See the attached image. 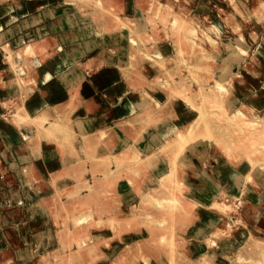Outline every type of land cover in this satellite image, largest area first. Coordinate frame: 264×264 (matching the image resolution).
Segmentation results:
<instances>
[{
  "label": "rangeland",
  "instance_id": "374dc122",
  "mask_svg": "<svg viewBox=\"0 0 264 264\" xmlns=\"http://www.w3.org/2000/svg\"><path fill=\"white\" fill-rule=\"evenodd\" d=\"M96 1L103 5V9L101 8L100 12L102 13V16L98 17L99 20H96L95 18L97 17H94V13H97L98 7L94 0H6L4 2H0V9L7 8L5 13L0 15V30H2V28L4 31L9 30L8 33L11 35V39L0 38V79L5 80L7 84L3 88H0V115L4 118L6 123L12 122V116L15 113L14 111H16V104L22 105L28 96H30L32 107L42 104L41 108H39L40 110L37 109L32 112L30 117L34 120L37 116L42 115L44 110H48V113L51 115L50 118L52 119L54 115H57V113H53L48 105L43 104L42 100L47 103L58 100V96L53 98V96L49 94V92H51L50 90L54 88L53 93L55 95L56 91H58L56 90V86L59 85L54 79L56 76H54V73L56 72H61L63 74L72 73L79 81L82 80L80 84L85 81L86 86L89 88L88 92L86 95L77 94L74 97V102L71 106L74 107L75 115L84 114L83 112L87 110V112L91 114L89 121L94 120V110L97 111L99 106L107 108L109 106L107 99L114 98L116 95L119 97L115 101L116 105L108 108V113L115 112V116L113 115V118L116 121H120L126 117L125 112H123L125 107L132 108L134 110L139 107V110L137 111H140L145 107V104L148 101H151L150 97L156 100L152 101L154 104L155 102L158 104L165 100L164 103H166L164 104V107L166 111H169L166 115L167 118H169L167 120L170 124H175L176 127L180 128L189 125L191 122V124L198 125V132L201 131V133L197 134V137L195 136V139L192 140V144H194V146L192 150L190 149V151L193 155H195V162H197V164L194 163L193 167L190 166L187 170V173L191 175L189 177L193 181H204L206 183V186H204L205 188H203L205 189L203 191L205 194L209 195L211 192L213 193V196L222 204H228L227 214L221 216L219 215L220 213L218 209H214L211 205L203 204V207H205L208 211L207 217L205 218L206 222H217V217L222 220H226L229 223L232 221L230 225L233 226L235 230L245 231L248 235H252V237H254L253 244L255 242L256 243L252 245L253 247L255 246L252 252H254L255 249H258L260 252L264 249V246H258L257 243L264 244V223H256L255 217L257 214L262 212L261 209L264 211V169L261 168L263 182L261 183L262 185L260 188L253 187V184L251 183H248L245 188L244 183L247 179L246 177L248 173H250V177L252 175V182H255V173L252 170V164L249 159L253 161L255 158L260 157L261 161H264V149H261L260 154L256 151L259 147L258 145H261L264 139L261 135L259 136L257 129L253 125L251 128V124L248 123L241 115L237 112L236 113L238 115H235L234 112L237 110L234 108L235 104L230 98L225 97L224 100H220L217 97L211 84L213 83V79L216 77L217 73L219 75L224 70L231 73L243 72V63L247 61V67L252 74L243 73V76L239 79L240 84L237 83V87L234 91L236 97L235 99L238 102L237 106H241V103L248 104L257 115L264 117V11H261L259 14H255L250 11V4L254 0H237L243 11L247 14V17L243 15L240 16L241 14L233 11L232 8L235 3L234 0H171V2H168L167 5L170 9L166 7L165 10L167 20L165 22H157L154 20L156 17H154L153 13L148 9V0H128V8L126 10H122L120 7L118 8L116 0ZM17 4H20L21 7L18 8ZM180 5H184L186 7V10L184 8L182 13L187 14V23L189 24L188 27L192 31L189 30L190 33L186 30L179 31L177 45H173L174 41L171 39L169 20L173 18L174 11L178 10ZM36 10H38V16H36ZM62 12H66V15L61 14ZM115 12H117L118 15L121 14L122 17H130L132 21L130 22L131 24L129 22L127 23L129 24L128 27L133 31V34L138 36L139 44H141L146 50L150 49L151 46L159 45L160 43H166L170 47L169 49L172 53L176 52L177 47H181L186 50L187 55L189 54L187 62H192V64L194 63L198 67L195 74L190 73V68H185L184 66L180 67V74L187 79L190 84V91H192L188 95L190 101L188 103H192L190 106L188 103L186 104V97H178L177 94H174L169 90L167 91L163 87H159V84L154 81H145L140 77L133 78L129 75L128 70L121 68V66L126 64L127 56L129 54L126 51V35L121 33L118 29V24L113 18V13ZM132 12L134 13L133 15H131ZM228 12H230L232 16L227 17L226 15ZM151 20H154L155 22L153 27V21L150 22ZM214 27L216 30H214ZM193 29L196 30L194 31ZM199 29L202 30V33ZM49 31H52L53 46L61 47L58 55L63 57L66 51H68L71 59H67V64L68 61L75 58L79 59L80 62L73 60L74 62L69 63L67 66H64V63L62 66L58 65L54 67L44 65L42 62L36 64L35 61L38 54L25 57L19 52V47L26 42L28 35L38 37L45 33L47 36L51 35L49 34ZM193 31L195 34H192ZM97 32L100 33L98 34ZM203 32H206L205 35L209 36L214 42L208 39L209 37H207L206 40V36ZM238 33L245 37V42L239 40L240 37H237ZM191 34L195 35V37ZM67 36H70L69 41L75 42H69ZM186 38L191 39L195 44ZM200 38H202L203 41ZM64 40H66V42ZM189 41L193 45L190 44ZM211 42L214 43V47H212L211 44L213 43ZM236 44H242L245 49L244 54L239 53L237 50L230 49V46L232 47ZM110 48H112V50H108ZM157 51L161 52L159 48ZM97 53L100 67L106 69L110 74L108 76L109 78L111 77L109 81V78H104L103 76V79L99 81L89 80V73L94 70V66L90 64V57ZM11 55L14 57L13 60L9 59ZM158 55H160V53ZM176 61L177 59L175 55H173L171 63L174 64ZM28 62H33L34 65L32 64L31 66H28ZM145 64L149 70L147 77L150 78L151 76L153 77V75L158 74L159 68H157L154 61L146 60ZM36 65H39L40 67H37ZM41 66L44 70H39ZM16 69L21 71L19 72L20 74L15 71ZM123 72L125 75H123ZM46 75H49L50 78H46ZM25 76H30L29 80H33L34 83L31 81L32 85L35 84L33 85V91H26L25 85L19 80V77L25 78ZM193 76L196 77L195 82H192L191 80ZM116 79H118L117 83ZM28 84H30V81ZM14 88H16V91ZM194 89H196V92L193 91ZM258 89L259 92L255 93ZM59 90L62 92L60 86ZM34 91L36 92L35 94ZM79 91H84L81 85L76 88V93ZM8 94L9 96H7ZM105 96H108L107 99ZM83 98L87 100L86 106ZM64 102L65 101L61 100L59 103L65 104ZM67 103H70V100ZM88 104H92V106L95 107L89 108L90 106H88ZM195 105H197L196 109H198L199 112L192 109ZM117 109H122V112L117 113ZM86 119L88 118L83 117L79 120H75V124H80L81 126L75 131L74 136L78 135L82 138L83 136L81 134V130L85 128L93 129L94 125L87 123ZM33 122L36 123L35 121ZM47 122L48 120H46L45 125H49ZM100 122V125H102V123H105L106 121L101 120ZM63 123L64 122L62 120L60 125L62 131L64 132L61 140L62 146L68 138L67 126ZM0 124H2L1 121ZM164 124L165 126L162 127V134L154 132L151 129L138 132V134H141L142 137L143 135L148 137V143L150 146L147 151L156 149L159 144L172 132L166 129L168 128L166 120ZM235 124H239L241 127H237ZM35 125L36 124L21 125L20 128H17L19 130L17 131V134L21 131L22 134H20V136L21 139L24 140L27 132L31 128L36 127ZM25 126L30 128L28 130H23ZM7 129L8 128H6V130ZM95 131L96 130L93 132L94 135ZM232 133L235 137V142L233 143L238 146L237 149L239 150L235 151V164L231 157L233 155L232 150H227V142L229 139H232ZM70 134L73 133L71 132ZM141 135L139 136L141 137ZM8 136L7 132L0 129V141L2 143L0 146L1 162L4 165H7L16 177H19L23 172L29 169L28 167L31 162H33L31 159L34 155L30 153V160H16L10 155V153L8 154L9 148L8 145L5 144L4 139L7 138L10 142H12ZM120 137L123 139V142L119 140ZM82 140L84 141L85 149L91 153V155L87 154V160L79 157L74 162L67 163L65 160H60L58 157L51 159L48 155L46 158L41 159L40 154L38 153L39 167L34 168L33 172L39 174L41 170L46 182L44 185H41L42 188L37 186L34 181H31V183L28 184L29 187L24 186L22 188V193L23 196H26L25 200L27 203L28 201L34 202L36 199L35 195H48L51 192H53L52 194H55V192H57L56 189L65 188L66 185H73L77 179H79L80 182H84V185L94 179H100L102 180L101 182L104 183H106V181H114L117 188L124 187L127 195L132 197L129 199L130 202L127 204L124 203L123 207L121 206L123 212L129 209L131 204H135L137 202V197L134 193L128 192L131 188H133V186L130 185L129 182L125 181L123 173L119 168H117V164H120L122 160L119 156L120 150L124 147L125 143L131 142V140L126 137L124 131L121 130V132L115 133L113 138L105 141L106 143L108 142L112 148L113 145L116 144L113 149L107 147V144L101 143L100 140L96 143L91 141L87 142L83 138ZM252 140H256L254 141V145H252ZM195 143L198 144L195 146ZM99 144L106 147L108 152L98 156L92 155V152H94L95 148H97ZM16 145L17 144H14V149H16ZM250 145L253 146V148H251ZM4 150H7V152H4ZM63 150V147H61L59 150L52 152V154H56L55 152L61 153ZM23 151L24 149H22V152ZM147 151H141L139 157L142 159L145 158ZM253 151L257 154L251 153ZM213 158L214 162H216L213 169L220 175V180L216 176H213L211 171ZM206 159H208L207 162ZM222 161L227 164L228 168L226 170H224ZM46 163L53 167L52 171L47 168ZM103 163H109L110 169L108 168V171L103 170ZM61 165L67 167L59 172L56 167H60ZM111 168L112 172H110ZM227 170H234V188L233 186H225L222 181V173L224 174ZM209 173H211L212 177ZM244 173L247 174L245 175ZM159 175L160 173L158 171H150L149 175L146 177V181L142 183V188L155 186ZM196 176L198 179H196ZM243 176L245 177L243 178ZM53 177L55 181L52 183L51 178ZM79 187H81L79 188L81 193L85 194L87 192L86 187H82V185ZM83 204H85V208H81L79 211L76 210L77 212H74L72 209H65L63 214H59L60 216L58 215L59 218L68 220V222L64 223L69 224L70 219H72L74 215L81 216L86 212V206H93L94 210H97L100 206L97 202L94 204H88V202ZM112 207V205L106 206L103 204V206L100 207V210L109 211ZM29 216L30 214L26 219L29 223L25 226V230H23L27 234L34 232V227L31 223L33 219H30L31 216ZM41 218L51 221L52 215L43 213L34 217L36 220H41ZM201 225L198 229H195V233L194 231H187L184 233L185 235L183 233L179 235L183 229L179 228L178 225L173 226L170 222L169 230L171 231V234H175L174 239L176 241L180 239L187 240L188 243L193 241V245L191 246L194 248L203 243L202 237H205L208 234L207 230L202 231L201 228H203L204 225ZM100 229L101 228L98 224L87 225L86 228H84V232L82 231L83 233H81L78 237H73L71 240L65 242L67 244L65 248H68V245L70 244V248L76 247V239H86L88 237V233H94ZM146 229L147 227H145L144 223L139 221L132 229H124L123 234L128 240L132 239L135 234L144 233V230ZM235 234H238V232H235ZM8 241L10 243L8 245H10L13 251L16 252L15 254H18L17 251L19 246L27 247V245L30 244L24 242L22 238L18 240V243L16 244L10 240ZM148 242L155 245V242L150 239ZM156 246L155 255L150 256L151 262L149 264H158V259H155L154 256L162 257L163 259L167 256V260L174 259V256L171 254L173 252L171 240L169 243L164 242V244L160 247L158 245ZM49 249L52 250V248L48 247L42 252H48ZM222 250L224 252L231 253L234 251V248L229 241L225 247H222ZM107 254L109 256L113 255L114 259H119L121 250L120 248H113V251L110 249V251H107ZM14 257L12 258L13 260L11 259L7 262L0 260V264H12L15 259ZM189 258L193 259L194 257L189 256ZM260 258L264 259L263 255ZM129 260L134 262L132 258ZM86 261L87 260H85L82 264H85ZM18 262V264H36L37 259L33 257L26 260L24 263L20 262V260H18ZM128 262L130 263L131 261ZM118 263L121 264L120 262ZM178 263L197 264L191 263V260L189 262L178 261ZM88 264H90V262H88Z\"/></svg>",
  "mask_w": 264,
  "mask_h": 264
},
{
  "label": "bare ground",
  "instance_id": "6f19581e",
  "mask_svg": "<svg viewBox=\"0 0 264 264\" xmlns=\"http://www.w3.org/2000/svg\"><path fill=\"white\" fill-rule=\"evenodd\" d=\"M4 1L6 0H0V2ZM94 1L98 6L97 13H94V17H97L95 19L99 20L98 17L102 16V13L100 12L101 8L103 9V5L98 3L96 0ZM127 1L128 0H116L117 7H120L122 10H126L128 8ZM148 2L149 11H151L153 16L156 17L154 20L157 22H165L167 20V14L165 10L166 7H168V2H171V0H148ZM234 2L235 3L233 4L232 8L233 11L241 14L240 16L243 15L247 17V14L243 11L238 1L234 0ZM17 7L20 8L21 5L17 4ZM184 8L186 10L184 5H180L178 10L174 11L173 18L169 20L170 24L168 23L170 25L169 29H171V39L174 41L173 45H177L179 31L186 30L188 33H190V29L188 27L189 24L187 23V14L182 13ZM168 9L170 8L168 7ZM250 11L255 14H259L261 11H264V0H254L250 4ZM61 14L66 15V12H62ZM226 16L230 17L232 15L230 12H228ZM113 18L118 24V29L121 31V33L126 35L125 41H127L126 51L129 55L127 56L126 64L121 66V68L128 70L129 75H131L133 78L140 77L145 81H154L159 84V87H163L165 90H169L172 93L177 94L178 97H186V104L190 102L188 98V95L192 92L190 91V84L188 83L187 79L182 76V74H180V67L184 66L185 68H190L191 74H195L198 67L196 64H192V62H187L189 54L187 55L186 50L182 49L181 47H177L176 52L172 53L169 49L170 47L166 43H160L159 45L151 46L150 49L146 50L141 44H139L138 36L133 34V31L128 27L129 24L127 23L132 21L130 17H122L121 14L118 15V13L115 12L113 13ZM154 20L150 21H153L152 27L155 25ZM214 30H216L215 27ZM214 30L212 28L213 33ZM194 31L192 34H195ZM200 31L202 33V30ZM8 32L9 30L4 31L2 28V30H0V38L11 39V35H9ZM238 35L237 37H240L239 40L245 42V37L239 33ZM192 36L195 37V35ZM205 36L207 40V37L209 36ZM188 38L186 39L192 41ZM200 39L203 41L202 38ZM208 39H210V37ZM64 41L66 42V40ZM190 41L189 43L192 44L193 41L192 43ZM52 43V35L46 36L45 33L38 37H32L31 35H28L26 42H24L19 47V52L25 57L38 54L36 56V64L42 62L44 65L54 67L58 65L62 66L64 63V66H67L69 63H73V60L80 62L79 59L75 58L68 61L67 64V59H71L69 55L70 53L66 51L63 57L59 56L58 52L61 47L53 46ZM211 45L212 47L215 46L214 43ZM156 48H159L162 53L158 52ZM230 49L237 50L239 53L243 54L245 52L242 44H236L232 47L230 46ZM108 50H112V48ZM159 53L161 56L158 55ZM173 55H175L177 59L176 63L174 64L171 63ZM13 58L14 57L11 55L9 59L13 60ZM146 60L154 61L157 65V68H159L158 74L153 75V77L151 76V79L147 77L149 70L145 64ZM247 63V61L243 63V72L231 73L227 70H224L219 75L217 73L211 86L214 88V91L220 100H224L225 97L230 98L235 104L234 108L237 110L234 112L235 115L237 113L241 115L245 120H247L248 123L251 124V128L254 126L257 129L259 136L261 135V137L264 139V117L257 115L248 104L241 103V106H237L238 102L235 99L236 97L234 91L237 87V83L240 84L239 79L241 76H243V73L252 74V72L247 67ZM32 64L34 65L33 62H28V66H31ZM90 64L94 66V70L89 73V80L99 81L103 79V77L109 78L108 76L110 74L107 72V70L100 67L98 53L90 57ZM36 66L40 67L39 65ZM39 70H44V68L41 66ZM15 71L18 72V74L21 72L18 69ZM123 75H125L124 72ZM46 76V78H50L49 75ZM29 79L30 76H25V78L19 77L21 83L25 85V90L33 91V85L35 84L32 85L31 81L33 82V80ZM110 79L111 77L108 79V81ZM191 80L192 82H195L196 77L193 76ZM27 81H30V84H28ZM6 85V81L0 79V88H3ZM80 85L84 91H79L77 94L86 95L89 88L86 86L85 81H83ZM14 90L16 91V88H14ZM193 91L196 92V89ZM257 92H259V89L258 91H255V93ZM35 93L36 92L34 91V94ZM118 98L119 97L116 95L114 98L107 99L109 105L107 108L99 106L97 111L94 110V120L89 121V119H86L87 123L94 125L93 129L85 128L81 130V134L83 136L82 138L87 142L91 141L96 143L98 140H100L101 143L107 144L106 146L110 149H113L116 144L113 145L112 148V146L105 141L113 138L115 133L121 132V130L124 131L126 137L131 140L130 143H125L124 147L120 150L119 156L122 158V160L120 164H117V168H119L123 173L125 181L129 182V184L133 186V188H131V190L128 192L134 193V195L137 197V202L135 204H131L130 208L124 212L122 209L123 204L130 202L129 199L132 196L127 195L124 187L119 186L120 188H117V185L114 181H106V183H104L101 182L102 180L100 179H94L85 185L84 182H80V180L77 179L73 185H66L65 188L56 189L57 192H55V194H52L53 192H51L48 195H35L36 199L34 202L28 201L27 203L25 200L26 196H23L22 188L24 186L29 187L28 184L31 183V181L36 182L37 186L42 188L41 185H44L46 182L41 170L39 174L33 172L34 168L39 167L38 148L41 147L45 154L50 156V153L63 147L61 140L64 132L60 127L63 119L59 114L54 115L51 119V115L48 113V110H44L42 115L37 116L33 120L32 117H30L31 113L37 109L40 110L39 108H41V105H35L32 107L30 96H28L22 105L16 104V111H14V115L12 114L13 116L11 115L13 117V119L11 118L12 122L6 123L4 118H2L0 115V121L2 122V124H0V129L7 132V136L9 135L8 137L12 142H17L18 140L17 131L19 130L17 128H20L21 125L36 124V127L31 128L27 132L26 136L24 135L25 140H23L22 143H17L15 149L17 153L20 154L22 149L25 148V150L28 149L30 153L34 155L31 159L33 162H31L27 171L23 173L21 172L22 174L19 177H16L13 171H11L7 165H4L1 162L0 158V260L7 262L10 261L14 256H18L20 262L23 263L26 260L35 257L38 264H82L85 260H87L85 264H88V262H90V264H119L118 262L121 264H149L151 262L150 256L155 255V248L157 247L156 245L160 247L162 244H164V242L169 243L171 240L173 248V252L171 254L174 256V259L167 260V256L165 259L154 256L155 259H158V264H180L178 261L189 262L190 260L191 263L197 264H264V259L260 258L262 255L264 257V249H260V252L258 249H255V251L252 252L255 247L252 245L256 243L255 242L253 244L254 237H252V235H248V233L245 231L235 230V228L230 225L232 221L229 223L228 221L222 220L219 217H217V222H206L205 218L207 217L208 211L205 207H203V204L211 205L214 209H218L220 216L227 214L228 204H222L213 196V193L211 192L209 195L205 194V192H203L205 189L203 188H205L204 186H206V183L199 180L193 181L189 177L191 175L187 173V170L190 166L193 167L194 163L197 164V162H195V155L191 153L190 149H193L194 144H192V140L195 139L194 137L201 133V131L198 132V125L191 124L190 122L189 125L179 128L176 127L175 124H170V122L167 120L169 118H167L166 115L169 111H166L164 107V104L166 103H164L165 100L158 104L155 102L154 104L152 101L156 100L152 99V97H150L151 101H148L145 104V107L140 111L125 107L123 112H125L126 117L120 121H116L113 118V115L115 116V112L108 113V108L113 105L115 106V101ZM191 104L192 103H188L189 106ZM88 106H90L89 108L95 107L92 106V104H88ZM196 107L197 105L192 107V109L194 111L197 110L196 112H199ZM117 110V113L122 112V109ZM46 120H48L47 123L49 125H45ZM101 120L106 121L107 124L100 125ZM165 120L168 127L166 129L172 132L164 141L159 144L156 149L147 151L150 146L148 143V137L145 135L142 137V135L138 134V132L151 129L154 132L162 134V127L165 126ZM235 125L237 127L240 126L239 124ZM6 128L8 129L6 130ZM94 130H96L95 135L93 133ZM19 134H21V131ZM139 135H141V137ZM231 137L232 139H229L227 142V150H232L233 155L231 157L235 164V151L239 150L237 149L238 146L233 143L235 142L233 133L231 134ZM119 140L123 142L121 137ZM254 141L256 140H252V145H254ZM197 144L198 143H195V146ZM1 145L2 143L0 141V146ZM258 146L259 147L256 149V151L260 154L261 149H264V141ZM251 148H253V146H251ZM141 151H147L146 157L143 159L139 157ZM251 153L255 154L256 152L253 151ZM249 161L252 164V170L255 173L256 179L255 182H252V175L250 177V173H246L247 179L244 183V187L246 188V185L251 183L253 184V187L260 188L262 185L261 183L263 182L261 168L264 169V161H261L260 157L255 158L253 161L249 159ZM46 166L52 171V166H50L48 163H46ZM66 167L67 166L61 165L60 167L57 166L56 168L57 171L60 172V170H64ZM108 168L109 163H103V170L108 171L110 169ZM150 171H158L160 173L158 181L155 186L142 188V183L146 181V177L149 175ZM110 172H112V168ZM222 175V181L224 185H227V187L233 186L234 188V170H227V172ZM244 177L245 176H243V178ZM51 179L53 183V181H55L54 177ZM196 179H198L197 176ZM80 185H82V187H86L87 192L85 194L80 192ZM86 202H88V204H94L97 202L100 204V206L97 210H94L93 206H86V212L81 216L74 215L72 219H70L69 224L64 223L68 222V220L59 218V214H63L65 209H72L74 212L76 210L79 211L81 208H85V204L83 203ZM103 204L106 206L112 205L113 207L109 209V211H102L100 210V207L103 206ZM261 211L262 212L257 214L255 217L256 223L258 224L264 223V211L262 209ZM43 213L51 214L52 220L48 221L47 219L43 218H41V220L34 219L35 216ZM29 214L31 216L30 219H33L31 223L34 227V232L31 234H27L25 231H23L25 230V226L29 223L26 220ZM139 221L141 223L143 222L147 229L144 230V233L142 232L140 234H135L132 239L127 240V238L124 237L123 230L129 228L132 229ZM170 222L173 226L178 225L179 228L183 229L179 235L182 233L184 234L187 231H194L195 233V229H198L201 224V226L204 225L203 228H201L202 231L207 230L208 234L207 236L202 237L203 243L192 248L193 246L191 245H193V241L188 243L187 240L180 239L176 241L174 239L175 234H171V231L169 230ZM92 224H98L101 229L95 231L94 233H88V237L86 239H78L79 241L76 239V247L70 248V244L68 245V248H65L67 246L65 243L66 241L71 240L73 237H78L84 232V228H86L87 225ZM2 232L5 236H7V238H9L10 241L14 242V244L18 243V240L21 238L24 242L30 244L27 245V247L19 246L17 251L18 254H15L16 252L13 251L11 246L7 245L5 241H2ZM235 232H238V234H235ZM149 239L155 242V245L150 244L148 242ZM229 241L234 248V251L231 253L224 252L222 250V247H225ZM257 244L258 246H264L263 243ZM48 247L52 248V250L49 249L48 252H42ZM113 248H120L121 254L119 255V259H114L113 255L109 256L107 254V251H110V249L113 251ZM189 256H193L194 258L190 259ZM131 258L134 260V262L129 260ZM128 261L131 262L129 263Z\"/></svg>",
  "mask_w": 264,
  "mask_h": 264
},
{
  "label": "crops",
  "instance_id": "0c3cea01",
  "mask_svg": "<svg viewBox=\"0 0 264 264\" xmlns=\"http://www.w3.org/2000/svg\"><path fill=\"white\" fill-rule=\"evenodd\" d=\"M6 9L7 8H3V9L1 8L0 9V15L5 13ZM37 11L38 10H36V16H38V14H39ZM133 14L134 13L132 12L131 15H133ZM49 34L52 35V31H49ZM67 38L69 41L70 36H67ZM69 42H75V41H69ZM54 76H55L54 79L57 82V84L60 86L62 92L59 90V86H56V90H58V91H56V95L54 96V93H53L55 88L52 89V91L50 90L51 92H49V94L52 95L53 98L58 96V100L50 101L49 103L44 102V100H42V102H43V104L48 105L53 113H57L60 116H62L63 122L67 126L68 138L64 142V145H63L64 150L61 153L60 152H55L56 154L50 153L49 158L55 159L56 157H58L60 160H65L67 163L74 162L79 157L87 160L88 159L87 154L91 155V153H90V151H87L85 149L84 141L82 140V138L78 135L74 136L75 131L78 130V128L81 126L80 124L76 125L75 120H79L83 117L89 119L91 114L89 112H87V110H85L83 112L84 114L75 115L74 114V107L71 106V104L74 102V97L77 95L76 88L79 86V84L82 80L79 81L78 78L72 73L63 74L61 72H56V73H54ZM117 82H118V79H116V83ZM7 96H9V94ZM3 98H6V97H3ZM61 100L65 101L64 102L65 104L59 103ZM69 100H70V103H67ZM84 101H85L84 104L86 106L87 100L84 99ZM135 110H139V107L135 108ZM105 124H106V122L102 123V125H105ZM29 128L30 127L25 126L23 130H28ZM71 132L73 134H70ZM17 135L19 138V140L17 142H10L7 138H5V144L8 145V148H9L8 154L10 153V155L13 156L16 160H30L31 159L30 152L27 149L25 150V148H23L24 151L21 152L22 154L16 153V150L14 149V144L21 143L23 141L21 139L20 134H17ZM158 142H160V141H158ZM15 148H16V146H15ZM5 151L7 152V150H4V152ZM107 152H108L107 148L102 146L101 144H99L97 146V148H95L94 152H92L93 153L92 155L98 156V155L105 154ZM38 153L40 154L41 159L46 158V156H47L41 147L38 148ZM207 160L208 159H206V162H207ZM214 164L215 163H214V158H213V163L211 165V171L213 173V176H216L220 180V178H221L220 175L218 173H216L213 169ZM222 164H223L224 170H226L228 168L227 164L225 162H223ZM204 166H205V164H204ZM209 174L211 175V173H209ZM211 177H212V175H211ZM8 240L9 239L3 233L2 241H5V243L8 245V243H9ZM18 260H19V258H18V256H16L14 259V262L12 264H18L19 263Z\"/></svg>",
  "mask_w": 264,
  "mask_h": 264
}]
</instances>
